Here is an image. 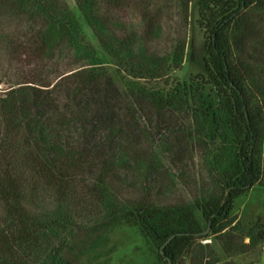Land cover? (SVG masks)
<instances>
[{
    "label": "trees",
    "instance_id": "obj_1",
    "mask_svg": "<svg viewBox=\"0 0 264 264\" xmlns=\"http://www.w3.org/2000/svg\"><path fill=\"white\" fill-rule=\"evenodd\" d=\"M127 2L76 0L107 51L122 61L134 56L137 43V33L114 15ZM9 4L33 24L29 48L37 57L54 60L70 54L73 59L52 81L32 78L0 91V202L4 215L0 264H34L31 256L45 252V262L61 264L64 244L56 240L67 226V206L77 194V178L93 173L99 165L92 195L103 203L113 223L137 226L157 244L158 256L166 264L169 259L176 264L203 234L196 208L206 218L210 233L224 236L229 248L243 252L257 247L256 258L242 264L260 261L264 223L248 226L231 212L235 199L257 184L264 186V61L259 62L251 50L257 31L246 12L255 4L264 8V0H200V22L208 32V77L177 83L166 93H145L156 110L188 111L199 123L198 134L218 139L209 162L222 191L194 205L161 207L143 201L127 210L117 207L112 197L111 172L117 167L135 169L147 180L162 167L159 155L150 161H131L125 143L127 117L116 99L120 93L85 42L69 4L65 0H0V7ZM160 29L159 24H152L147 33L157 36ZM184 54L181 41L174 56L176 67ZM48 191H54L55 212L37 209ZM246 237L249 243L244 242Z\"/></svg>",
    "mask_w": 264,
    "mask_h": 264
},
{
    "label": "rangeland",
    "instance_id": "obj_2",
    "mask_svg": "<svg viewBox=\"0 0 264 264\" xmlns=\"http://www.w3.org/2000/svg\"><path fill=\"white\" fill-rule=\"evenodd\" d=\"M65 1L79 20L85 42L92 46L100 66L120 93L116 97L119 102L115 101L127 117L125 143L131 161L134 163L138 158L150 161L156 153L162 161L159 173L147 180L139 177L135 169L117 167L111 172L108 184L117 207L127 210L143 201H152L161 207L194 205L198 200L220 193L222 187L209 162L218 139L198 134L199 123L190 112L158 111L151 97L146 96L152 91L166 93L177 83L208 77L205 68L208 32L200 22V0H128L127 5L118 8L115 17L137 33L136 53L132 58L127 56L126 61L107 51L76 0ZM246 12L249 23L257 31L251 50L259 62H263L264 8L255 4ZM17 13L12 4L0 7V91L32 78L52 81L58 72L67 70L73 59L69 53L54 60L37 57L29 48L33 24L24 14ZM152 24L161 27L157 36L147 33ZM181 41L185 43V54L182 64L176 67L174 56ZM127 61L134 64L129 66ZM261 80L264 84V77ZM100 169L99 165L93 173L77 178V194L67 206V226L61 230L60 240H56L64 244L61 264H166L158 256L157 244L145 237L137 226L124 221L113 223L103 203L92 195ZM45 195L40 208H35L56 210L54 191ZM231 214L248 226L263 224L264 186L257 184L235 199ZM195 215L205 231L207 220L202 211L196 208ZM3 220L0 202V228ZM244 242L249 243L250 238L246 237ZM226 244L224 236L210 232L201 234L176 264H242L256 258V246L242 252ZM47 255L45 252L43 256L31 257L34 264H54L45 262ZM253 264H264V241L261 259Z\"/></svg>",
    "mask_w": 264,
    "mask_h": 264
},
{
    "label": "water",
    "instance_id": "obj_3",
    "mask_svg": "<svg viewBox=\"0 0 264 264\" xmlns=\"http://www.w3.org/2000/svg\"><path fill=\"white\" fill-rule=\"evenodd\" d=\"M210 232V226L203 232V234H207ZM175 235H172L166 242L165 244L161 247V253H164V247L166 246V244H168L174 237ZM167 264H172V261L169 259Z\"/></svg>",
    "mask_w": 264,
    "mask_h": 264
}]
</instances>
